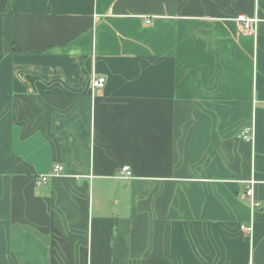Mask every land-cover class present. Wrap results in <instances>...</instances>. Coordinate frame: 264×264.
I'll return each instance as SVG.
<instances>
[{"label":"crops","instance_id":"obj_1","mask_svg":"<svg viewBox=\"0 0 264 264\" xmlns=\"http://www.w3.org/2000/svg\"><path fill=\"white\" fill-rule=\"evenodd\" d=\"M0 264H264V0H0Z\"/></svg>","mask_w":264,"mask_h":264},{"label":"built area","instance_id":"obj_2","mask_svg":"<svg viewBox=\"0 0 264 264\" xmlns=\"http://www.w3.org/2000/svg\"><path fill=\"white\" fill-rule=\"evenodd\" d=\"M237 21L247 30L250 32H254L255 26L258 23L257 19H246L244 17H238ZM149 23V21H146ZM105 78L104 77H96L93 76L90 79V89L94 91L96 89H100L105 85ZM237 139L241 141H245L247 143H251L253 141V129L251 125L244 126L240 132L237 134ZM63 171V167L60 164H55L50 173L44 175H37L34 177V185L35 187H41L45 185L50 177H58ZM121 172L127 177L130 176V171L128 167H123ZM254 181H249L248 186L246 187L245 192L242 195V199L249 198L250 199V206L252 209H255L259 206V204L252 199L253 196V186ZM241 229L250 232L252 230L251 225L246 227L241 225Z\"/></svg>","mask_w":264,"mask_h":264},{"label":"rangeland","instance_id":"obj_3","mask_svg":"<svg viewBox=\"0 0 264 264\" xmlns=\"http://www.w3.org/2000/svg\"><path fill=\"white\" fill-rule=\"evenodd\" d=\"M247 126V125H246Z\"/></svg>","mask_w":264,"mask_h":264}]
</instances>
